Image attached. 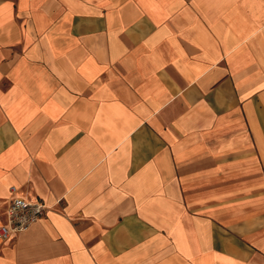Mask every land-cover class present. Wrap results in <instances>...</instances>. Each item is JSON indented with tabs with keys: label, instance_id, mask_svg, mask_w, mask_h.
Instances as JSON below:
<instances>
[{
	"label": "crops",
	"instance_id": "obj_1",
	"mask_svg": "<svg viewBox=\"0 0 264 264\" xmlns=\"http://www.w3.org/2000/svg\"><path fill=\"white\" fill-rule=\"evenodd\" d=\"M0 264H264V0H0Z\"/></svg>",
	"mask_w": 264,
	"mask_h": 264
},
{
	"label": "built area",
	"instance_id": "obj_2",
	"mask_svg": "<svg viewBox=\"0 0 264 264\" xmlns=\"http://www.w3.org/2000/svg\"><path fill=\"white\" fill-rule=\"evenodd\" d=\"M48 209L49 206L41 201L13 197L7 210V222L0 226V240H7L13 234L26 232Z\"/></svg>",
	"mask_w": 264,
	"mask_h": 264
}]
</instances>
